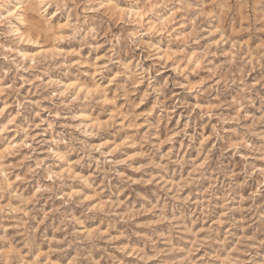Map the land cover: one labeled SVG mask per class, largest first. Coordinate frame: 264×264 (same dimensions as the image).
Listing matches in <instances>:
<instances>
[{"label":"rangeland","instance_id":"rangeland-1","mask_svg":"<svg viewBox=\"0 0 264 264\" xmlns=\"http://www.w3.org/2000/svg\"><path fill=\"white\" fill-rule=\"evenodd\" d=\"M0 264H264V0H0Z\"/></svg>","mask_w":264,"mask_h":264}]
</instances>
